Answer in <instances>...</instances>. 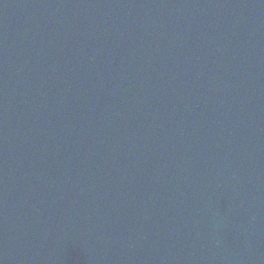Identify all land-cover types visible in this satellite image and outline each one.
<instances>
[{"label": "water", "instance_id": "1", "mask_svg": "<svg viewBox=\"0 0 264 264\" xmlns=\"http://www.w3.org/2000/svg\"><path fill=\"white\" fill-rule=\"evenodd\" d=\"M0 264H264V0H0Z\"/></svg>", "mask_w": 264, "mask_h": 264}]
</instances>
